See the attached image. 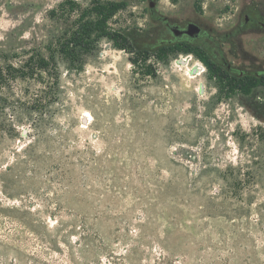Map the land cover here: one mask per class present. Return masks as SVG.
Listing matches in <instances>:
<instances>
[{
    "label": "rangeland",
    "instance_id": "obj_1",
    "mask_svg": "<svg viewBox=\"0 0 264 264\" xmlns=\"http://www.w3.org/2000/svg\"><path fill=\"white\" fill-rule=\"evenodd\" d=\"M154 1L156 18L150 0H0V65L39 53L58 70L38 144L0 136V264H264V85L232 91L199 58L264 0ZM111 2L126 7L110 29L149 60L102 38L70 63L62 43ZM159 17L212 36L160 59L174 45ZM240 37L263 58L259 35Z\"/></svg>",
    "mask_w": 264,
    "mask_h": 264
},
{
    "label": "trees",
    "instance_id": "obj_2",
    "mask_svg": "<svg viewBox=\"0 0 264 264\" xmlns=\"http://www.w3.org/2000/svg\"><path fill=\"white\" fill-rule=\"evenodd\" d=\"M125 7L126 3L124 2L97 3L91 10L95 14V19L86 20L79 24L70 37L62 43L59 49L61 55L68 58L70 63H75L79 50L90 51L100 39L108 38L117 49L130 51L136 55L131 60L133 64H138L140 60L143 64H146L151 55L149 48L138 46L134 42V38L129 35L112 32L108 25L109 20L120 10L125 9ZM175 47L161 45L159 47L160 59L175 51L196 53V49L189 46L186 49L181 48L180 45ZM199 58L211 71L214 70L211 61L206 60L201 55H199ZM57 71L55 56L47 58L39 53L30 55L24 64L19 67L0 65V136L7 135L11 138L19 136L28 138L30 141L29 148L32 144H38V140H40V137L45 132V127L49 122L51 105L57 97ZM148 73V75H155L150 71ZM19 81L37 82L43 86L33 95H31L30 87L24 89L21 94H17L14 91V86ZM232 84V91L239 87L245 94H248L255 86L254 82L250 84L246 82ZM27 121L30 122V129L23 126ZM27 156L31 159L34 158L32 152L28 153ZM223 177L224 181L229 180L226 174ZM225 186L229 188L227 192L238 195L236 191L238 188H233L230 182H227Z\"/></svg>",
    "mask_w": 264,
    "mask_h": 264
},
{
    "label": "flooded vegetation",
    "instance_id": "obj_3",
    "mask_svg": "<svg viewBox=\"0 0 264 264\" xmlns=\"http://www.w3.org/2000/svg\"><path fill=\"white\" fill-rule=\"evenodd\" d=\"M156 2L155 7L151 9L152 17L156 18ZM163 20L168 32L172 36L173 40L168 44L174 46L180 44H191L193 45L196 41L202 39H209L212 34L210 30L205 29L198 23H195L201 28V33L198 38H190L186 34L176 35L172 29L179 27L180 30L184 31L187 25H179L177 23L170 22L167 18H161ZM246 34L259 35L260 38L256 39L255 42L259 44L261 51L264 53V4L250 5L245 12L244 22L242 25H235L233 31L228 35V39L220 38V34H217L213 38V44L215 50L212 53V64L214 72L216 73V79L222 81L230 76V79L235 82H246L248 84L255 83V88L264 85V55L263 58H258L255 54L256 48L247 50L244 47V42L240 36ZM228 46V52H226L224 46ZM248 54L247 58H239V54ZM229 57L233 60L229 62ZM253 87V88H254Z\"/></svg>",
    "mask_w": 264,
    "mask_h": 264
},
{
    "label": "water",
    "instance_id": "obj_4",
    "mask_svg": "<svg viewBox=\"0 0 264 264\" xmlns=\"http://www.w3.org/2000/svg\"><path fill=\"white\" fill-rule=\"evenodd\" d=\"M155 7V1L150 0V8L153 9ZM176 32V35L186 34L190 38H198L201 33V28L195 23H189L184 31L180 30L179 27H175L172 29Z\"/></svg>",
    "mask_w": 264,
    "mask_h": 264
}]
</instances>
